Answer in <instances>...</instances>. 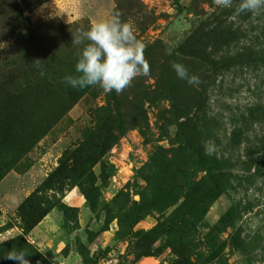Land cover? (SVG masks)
<instances>
[{"label":"rangeland","instance_id":"1","mask_svg":"<svg viewBox=\"0 0 264 264\" xmlns=\"http://www.w3.org/2000/svg\"><path fill=\"white\" fill-rule=\"evenodd\" d=\"M239 3L0 0V264L13 249L31 264H264V8L234 16ZM115 13L150 74L119 94L67 85L73 37ZM224 27L240 65L210 79L206 34ZM199 93L196 153L182 124ZM192 156L194 186L179 192ZM210 170L230 187L209 190Z\"/></svg>","mask_w":264,"mask_h":264},{"label":"clouds","instance_id":"2","mask_svg":"<svg viewBox=\"0 0 264 264\" xmlns=\"http://www.w3.org/2000/svg\"><path fill=\"white\" fill-rule=\"evenodd\" d=\"M221 8H232L233 0H215ZM264 8V0H240L234 9V16L245 12L257 13ZM72 43L83 45L75 65L77 75H66L64 82L75 89L99 85L105 92L113 90L119 94L132 85L138 76L150 74V64L145 57L147 45L138 39L130 21H122L115 13L107 19L93 23L88 30L80 29ZM36 66L42 62L36 60ZM172 68L178 78L190 85L200 83L199 76L190 74L182 63L173 62ZM43 71L41 76H43ZM25 250H10L4 259L13 264H31Z\"/></svg>","mask_w":264,"mask_h":264},{"label":"trees","instance_id":"3","mask_svg":"<svg viewBox=\"0 0 264 264\" xmlns=\"http://www.w3.org/2000/svg\"><path fill=\"white\" fill-rule=\"evenodd\" d=\"M223 23V22H222ZM228 31L224 27L223 30L216 29L212 33H207L206 38L214 40L213 46H214V52L209 53V57H211V61L209 62V65L211 67L212 74L210 75V79H212L218 71H227L233 67H238L240 64H237L235 62V58H238L240 56V53H235L234 50L231 49V42L232 39L228 35ZM216 36L218 38H216ZM199 38H202V36L199 37V33H195L192 37V41L198 43ZM191 40V38H190ZM231 42H230V41ZM221 47V48H220ZM215 53V54H214ZM248 66V64H246ZM249 67V66H248ZM195 98L200 97L198 100H195V98L192 99L191 104L189 105V109L193 107L196 109V112L194 113V116L189 117L187 123H183L182 126H187V129L189 131V138L186 141L187 146L191 151H194L196 153H199V150L195 148V145L193 142H197L195 140H192V138H197L202 134V130L205 129L207 120L206 115L204 112V116L201 119V116L199 115V111H203L204 103V95L199 93V96L194 94ZM208 124V123H207ZM199 143V142H197ZM194 156L191 157V159L181 166V175H182V182L177 186V190L179 192H184L191 190L194 186V173L192 170V167L195 165L193 162ZM213 170V169H212ZM208 186L209 190H214L217 187H221V190H225L230 187V178L228 175V172L226 170H220V171H209L208 172Z\"/></svg>","mask_w":264,"mask_h":264}]
</instances>
